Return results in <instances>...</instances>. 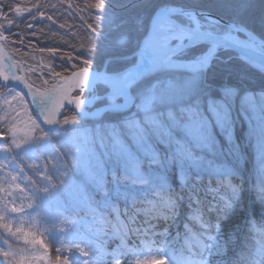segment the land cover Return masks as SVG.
Wrapping results in <instances>:
<instances>
[{
	"label": "rangeland",
	"instance_id": "374dc122",
	"mask_svg": "<svg viewBox=\"0 0 264 264\" xmlns=\"http://www.w3.org/2000/svg\"><path fill=\"white\" fill-rule=\"evenodd\" d=\"M15 15L27 18L29 29L37 20L43 23L47 19L51 27L65 28L36 7H18ZM174 17L193 27L192 18ZM199 22L204 31L250 39L217 21L200 18ZM12 26L9 21L0 24L4 32ZM180 32L170 24L157 27L156 35L164 39ZM176 42L174 38L166 45ZM196 45L183 50L178 59L201 63L210 46L191 52ZM223 50L227 49L219 51ZM44 55L34 51L28 56L33 67L21 62L28 81L33 70L57 72ZM234 56L240 58L237 53ZM127 58L135 62L133 54ZM112 60L106 59L107 64ZM68 63L61 60L58 67ZM84 67L88 68L76 70ZM207 68L198 72L167 70L141 81L132 88L133 99L125 112L105 111L84 119L67 109L59 131L53 133L40 128L20 92L14 88L0 92V135L6 140L0 144V264H53L57 256L61 264H100L107 243L94 231L99 210L116 211V200L132 204L149 190L169 188L167 171L195 179L233 175L241 180V192L236 195L217 191L222 200L216 204L222 215L214 223V232L201 231L196 241L203 247L206 243L214 246L225 239L216 232L230 221H240L256 242L248 256L258 264L264 257V92L234 96L233 90L225 88L220 95H212L203 84ZM72 88L73 96L93 100L88 101L86 111L122 102L121 95L108 96L111 89L99 94L81 82ZM110 112L117 113L116 119L107 118ZM242 119L245 124L241 125ZM235 125L240 126V138L235 135ZM216 130L230 142L225 151L218 144ZM242 152L250 158L249 180L240 177L234 166ZM246 212L253 217H246ZM33 237L43 244L33 242ZM165 239L167 248L160 245L152 251L147 245L133 246L113 253L115 259L110 263L208 264L210 258H197L190 252L177 262L165 259L170 250ZM4 251L10 253L9 258L2 255Z\"/></svg>",
	"mask_w": 264,
	"mask_h": 264
},
{
	"label": "trees",
	"instance_id": "16d2710c",
	"mask_svg": "<svg viewBox=\"0 0 264 264\" xmlns=\"http://www.w3.org/2000/svg\"><path fill=\"white\" fill-rule=\"evenodd\" d=\"M25 6L36 7L53 23L64 25L65 28L51 27L47 19L43 23L37 20L33 28L29 29L28 19H17L15 15L16 8ZM162 6L210 12L251 30L264 40V0H0V24L4 21L13 23L9 32L0 28V35L6 37L4 45L7 50L25 65L33 67L28 56L34 51L39 55L47 54L43 58L53 63V70L57 72L53 74L44 69L33 70L35 73L29 77V82L41 89H48L60 77L78 67L100 69L109 58H113L107 66L111 72H121L129 67L134 59L127 57L138 49L153 14ZM207 46H193L191 52L201 51ZM234 54L228 49L219 51L203 72V84L209 93L218 96L225 88L233 90L234 96L263 93L264 72ZM120 58L124 59L114 60ZM61 60L69 63L58 67ZM56 74L57 77L52 78ZM5 89L0 85V92ZM108 89L104 83L96 87L99 94ZM106 115L110 119L117 117L116 112ZM244 122L245 119H242L241 125ZM240 131V126L235 125L238 138ZM216 134L220 148L225 151L230 142L219 130H216ZM251 152L250 156L253 157ZM239 160L234 166L240 170V177L244 175L249 180L247 163L250 158L242 152ZM167 178L171 181L169 188L149 190L132 204L116 200V211L112 208L99 210L101 215L94 231L97 237L107 243L100 264H111L115 259L112 258L113 253L133 246L147 245L152 251L160 245L167 248L168 245L162 241L165 238L170 246L165 259L179 261L183 253L190 252L197 258L207 256L210 258L208 264H256L248 256L256 242L246 224L240 221H230L227 226L223 222L225 227L216 233L220 236L223 234L225 239H220L214 246L210 247L206 243L203 247L196 241L201 231L212 232L215 221L222 215L216 204L222 200L218 192L226 195L241 192L239 185L242 182L239 178L231 175L219 179H195L173 171H167ZM245 216L252 215L246 212ZM255 236L258 237L257 234ZM258 264H264V257L260 258Z\"/></svg>",
	"mask_w": 264,
	"mask_h": 264
},
{
	"label": "water",
	"instance_id": "95a60500",
	"mask_svg": "<svg viewBox=\"0 0 264 264\" xmlns=\"http://www.w3.org/2000/svg\"><path fill=\"white\" fill-rule=\"evenodd\" d=\"M180 15L190 17L194 22L193 27L180 23L174 16ZM200 18H207L230 26L239 34H252L254 38L264 45V40L257 37L251 30L239 27L235 23L224 19L210 12L185 9L175 6H162L153 14L149 28L142 38L137 51L133 54L135 62L129 66L123 74H114L106 71V67L101 70L82 68L75 70L70 75L62 78L52 89L43 91L37 90L26 78L23 65L17 61L4 45L6 37L0 35V85L6 88H14L22 94L29 105L30 111L39 124L40 128L51 133L59 131V121L63 117L65 110L71 109L80 118H93L96 114L105 111L125 112L131 105L132 88L144 78L157 72L166 70H181L188 72H198L209 66L212 58L220 49H230L237 53L245 61L264 68V52L259 48H250L243 38L237 34H216L204 31L200 28ZM173 24L180 28L181 32L169 38H160L156 35L159 25ZM87 26V25H86ZM91 31V28L87 26ZM177 39L175 44L166 45L172 39ZM208 44L210 48L206 52L201 63L186 62L179 60V55L186 48L196 44ZM194 63L196 65H194ZM79 79L87 83L90 89L98 81H105L122 96L121 103H113L86 111L89 106L87 99L82 96H73L71 92L74 82ZM6 140L0 135V144Z\"/></svg>",
	"mask_w": 264,
	"mask_h": 264
},
{
	"label": "bare ground",
	"instance_id": "6f19581e",
	"mask_svg": "<svg viewBox=\"0 0 264 264\" xmlns=\"http://www.w3.org/2000/svg\"><path fill=\"white\" fill-rule=\"evenodd\" d=\"M159 28H163L164 27V24H162V25H159L158 26ZM239 27H242V26H239ZM244 28V27H243ZM232 29V28H231ZM233 30V29H232ZM237 33H239V32H237ZM230 34V33H229ZM230 35H232V33L230 34ZM244 35H246V34H244ZM246 36H248L250 39H248V38H245L244 39V41L246 42V44H247V46H249L250 48H259L260 50H262L263 52H264V45L262 44V43H260V42H258L255 38H254V36L252 35V34H250V35H246ZM23 70H24V66H23ZM24 72H25V70H24ZM126 73H128V72H125L124 73V75L126 74ZM145 79V78H144ZM77 82H81L80 80H78ZM77 82H74L73 83V85L74 84H76ZM81 83H83L84 84V82H83V80H82V82ZM110 96L112 97V98H115V97H117L118 96V93H117V91L116 90H113L111 93H110Z\"/></svg>",
	"mask_w": 264,
	"mask_h": 264
},
{
	"label": "snow or ice",
	"instance_id": "6c2138e0",
	"mask_svg": "<svg viewBox=\"0 0 264 264\" xmlns=\"http://www.w3.org/2000/svg\"><path fill=\"white\" fill-rule=\"evenodd\" d=\"M18 231H21V230H18ZM33 242L35 243H39V244H43V240H36L35 237H33ZM2 255L5 257V258H9L10 257V253L7 252V251H4L2 253ZM53 264H61V257L57 256L55 261L53 262ZM64 264H67V262L65 261Z\"/></svg>",
	"mask_w": 264,
	"mask_h": 264
},
{
	"label": "flooded vegetation",
	"instance_id": "af4514ba",
	"mask_svg": "<svg viewBox=\"0 0 264 264\" xmlns=\"http://www.w3.org/2000/svg\"><path fill=\"white\" fill-rule=\"evenodd\" d=\"M184 18H186V17H184ZM87 100H90V98H88ZM91 100H92V99H91ZM91 100H90V101H91Z\"/></svg>",
	"mask_w": 264,
	"mask_h": 264
}]
</instances>
